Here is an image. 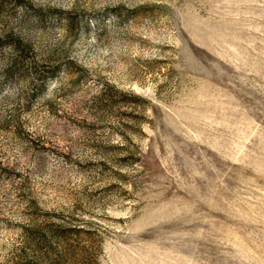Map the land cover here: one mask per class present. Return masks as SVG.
I'll return each mask as SVG.
<instances>
[{
  "label": "rangeland",
  "instance_id": "rangeland-1",
  "mask_svg": "<svg viewBox=\"0 0 264 264\" xmlns=\"http://www.w3.org/2000/svg\"><path fill=\"white\" fill-rule=\"evenodd\" d=\"M0 264H264V0H0Z\"/></svg>",
  "mask_w": 264,
  "mask_h": 264
}]
</instances>
